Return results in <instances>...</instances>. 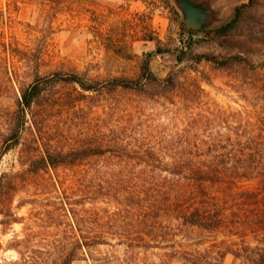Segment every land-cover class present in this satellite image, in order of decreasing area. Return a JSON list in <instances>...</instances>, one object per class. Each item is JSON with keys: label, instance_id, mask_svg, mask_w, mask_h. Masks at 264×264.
<instances>
[{"label": "rangeland", "instance_id": "obj_1", "mask_svg": "<svg viewBox=\"0 0 264 264\" xmlns=\"http://www.w3.org/2000/svg\"><path fill=\"white\" fill-rule=\"evenodd\" d=\"M191 1L209 9L202 29L186 25L180 0H0L1 39L41 48L43 72L75 71L87 83L101 84L84 91L77 83L56 82L43 97L51 98V107L41 130H26L21 143L0 157V174L6 172L15 187L0 197V264H42L57 256L59 244L98 233L102 243L78 250L71 264H120L126 255L120 230L136 224L139 213H149L154 224L177 223L157 206L163 199L153 193L169 176L163 170L171 160L165 152L205 146L212 137L233 138L249 116L255 120L260 104L239 80H264V0L243 14L236 29L254 48L248 67L219 66L236 50L237 35L207 32L248 0ZM113 77L125 78L129 86L113 87ZM153 80L175 83L159 88ZM13 101L11 90L0 91V110ZM42 141L63 151L97 142L113 149L75 165L12 177L26 168L21 148L39 155ZM143 151H153L161 163L136 158H146ZM239 184L246 188L250 182ZM136 189L144 201L131 197ZM63 200L66 208L81 201L72 206L81 209L91 231L78 229L70 212L61 210ZM228 234L215 239H238ZM251 236L245 240L258 242ZM191 238L195 241V234ZM147 255L155 259L150 251ZM222 264L239 259L227 253Z\"/></svg>", "mask_w": 264, "mask_h": 264}, {"label": "trees", "instance_id": "obj_2", "mask_svg": "<svg viewBox=\"0 0 264 264\" xmlns=\"http://www.w3.org/2000/svg\"><path fill=\"white\" fill-rule=\"evenodd\" d=\"M258 2L248 0L238 5L232 18L207 31L228 39L237 35L233 40L236 50L219 62V66L252 65L249 54L254 51L253 45L245 35L236 34V29L243 14ZM192 31L188 30L189 33ZM1 38L3 36L0 37V91L11 90L14 101L11 108L0 110V157L21 143L26 130H41L51 107V98L50 101H43V97L49 94V89L56 82L77 83L84 91L96 90L101 86L99 81L87 83L85 80L89 79L75 71L43 72L45 62L41 48L21 47L15 39L6 41ZM145 69L148 79L150 71L147 67ZM124 80L113 77L109 82L113 87L129 86ZM153 81L159 88L175 83V80ZM239 81L252 100L260 104V111L254 114L255 120L252 121V116H249L243 122L244 129L236 131L233 138L226 136L219 138L218 142L212 137L208 142L203 141L205 146L192 144L181 150L168 149V154L165 152L171 158L165 162L167 168L163 169L169 176L155 184L153 193L163 199L157 206L164 207L177 223L154 224L149 219V213L146 216L145 212L139 213L136 224L121 229L122 232L120 230L125 238L122 243L126 246V255L120 264H222L227 253L238 258L239 264H264V80ZM42 144L43 150L39 155H33L35 150L30 152L25 147L21 148V161H27L26 168L21 173H13L12 177L75 165L89 157L103 156L113 149L112 145L102 142L84 144L66 151L53 148L43 141ZM35 147L37 150L38 146ZM118 152L124 154L122 149ZM143 152L139 154L146 158H136L144 162L160 159L161 163V157L155 156L153 151ZM8 176L6 172L0 174L1 200L15 189ZM244 180L249 181L250 185L241 188L239 183ZM141 194L143 191L136 189L130 195L139 203L146 199ZM80 202L76 200L66 208L63 200L61 210L70 212L79 230L91 231L81 209L72 206ZM225 232L238 239H215L217 233ZM194 234L195 241L190 242ZM248 235L258 242L252 244L245 240ZM102 241L101 233H98L92 237L84 235L83 240L61 243L57 256L52 260L46 258L42 264H71L78 250ZM204 243L207 245L201 247ZM149 251L155 259L147 255Z\"/></svg>", "mask_w": 264, "mask_h": 264}, {"label": "water", "instance_id": "obj_3", "mask_svg": "<svg viewBox=\"0 0 264 264\" xmlns=\"http://www.w3.org/2000/svg\"><path fill=\"white\" fill-rule=\"evenodd\" d=\"M178 8L183 14V21L189 27L202 29L208 23L209 9L205 5L191 0H180Z\"/></svg>", "mask_w": 264, "mask_h": 264}]
</instances>
